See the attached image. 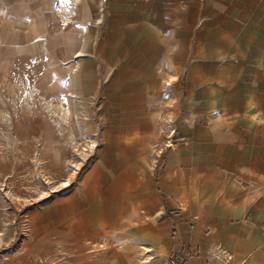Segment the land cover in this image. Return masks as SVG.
Listing matches in <instances>:
<instances>
[{
  "label": "crops",
  "instance_id": "0c3cea01",
  "mask_svg": "<svg viewBox=\"0 0 264 264\" xmlns=\"http://www.w3.org/2000/svg\"><path fill=\"white\" fill-rule=\"evenodd\" d=\"M4 1L1 17L21 20L33 46L46 43L49 62L65 69L68 58L82 56V65L106 72L117 99L102 164L126 163L121 151L130 143L144 147L150 130L131 139L123 131L127 119L168 117L167 109L159 116L140 110L164 83L182 97L179 120L187 114L183 104L191 105L195 123L178 126L188 145L168 151L158 177L157 168L125 165L122 182L158 181L159 189L144 187L138 203L135 189H127L134 199L120 217L134 222L135 206L148 215L161 204L146 228L184 248L183 264H264V0ZM125 93L129 108L121 111ZM161 214L155 223L153 215ZM115 236L119 244L125 234ZM127 239L120 240L130 256ZM208 248H220L222 259L211 263Z\"/></svg>",
  "mask_w": 264,
  "mask_h": 264
},
{
  "label": "rangeland",
  "instance_id": "374dc122",
  "mask_svg": "<svg viewBox=\"0 0 264 264\" xmlns=\"http://www.w3.org/2000/svg\"><path fill=\"white\" fill-rule=\"evenodd\" d=\"M27 29L15 16L5 21L0 14V264H183L184 248L171 247L164 233L156 237L146 228L149 214L160 212L161 204L148 215L135 206L140 216L134 222L124 215L134 199L125 191L134 188L138 203L144 187L157 192L158 181L134 184L122 182L121 175L127 163H139L159 169L158 177L168 151L188 145L178 126L195 123L191 105L183 104L187 114L179 120L182 97L174 84L164 83L140 110L159 116L167 109L168 117L127 119L123 131L131 139L141 140L138 133L150 130L144 147L130 143L121 151L126 163L102 164L104 132L115 121L109 114L117 99L106 87V72L82 65V56L68 58L65 69L63 63L49 62L46 43L33 46ZM96 76L99 86L93 85ZM119 100L120 110L127 111V94ZM161 216L153 215V221ZM97 225L101 232L95 236ZM118 232L125 234L117 238L119 244L112 239ZM120 239L134 244L130 256ZM222 253L207 249L211 263Z\"/></svg>",
  "mask_w": 264,
  "mask_h": 264
},
{
  "label": "snow or ice",
  "instance_id": "6c2138e0",
  "mask_svg": "<svg viewBox=\"0 0 264 264\" xmlns=\"http://www.w3.org/2000/svg\"><path fill=\"white\" fill-rule=\"evenodd\" d=\"M78 55H79V53H78ZM173 79H175V77H173ZM169 83H171L170 81H169ZM66 186V185H65Z\"/></svg>",
  "mask_w": 264,
  "mask_h": 264
}]
</instances>
